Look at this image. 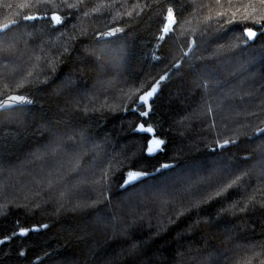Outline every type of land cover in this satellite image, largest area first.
<instances>
[{"label": "trees", "instance_id": "obj_1", "mask_svg": "<svg viewBox=\"0 0 264 264\" xmlns=\"http://www.w3.org/2000/svg\"><path fill=\"white\" fill-rule=\"evenodd\" d=\"M7 24L0 264H264L260 0H0Z\"/></svg>", "mask_w": 264, "mask_h": 264}, {"label": "snow or ice", "instance_id": "obj_2", "mask_svg": "<svg viewBox=\"0 0 264 264\" xmlns=\"http://www.w3.org/2000/svg\"><path fill=\"white\" fill-rule=\"evenodd\" d=\"M44 2H46V0H36V5L39 6L41 3H44ZM260 2L262 4H264V0H260ZM87 14L88 13H85V15H87ZM220 15H223V14H220ZM211 18L212 17H209V19H211ZM245 18H247V17H245ZM23 19L24 20H32V21H35V20L41 19V17L38 16V15H26V16L23 17ZM49 19H50V22L51 21H54L56 24H61L62 23V19H61V17L59 15L51 16ZM166 21L167 22L163 25V28H162V32L164 34H168L172 30V25L174 23H176V21L174 19L173 10L171 8L167 10ZM3 27L4 28H7V27H9V25H4ZM117 31H122V29H112V31H110V32H104V33H101L100 35L101 36H111V35H114ZM246 35H247V37L249 39H251V38H253V37L256 36V33L249 28V29L246 30ZM160 39L163 40L164 39V36L162 35L160 37ZM0 51H3V49L0 48ZM31 75H32V72L29 71L27 73V76H31ZM25 79H27V77H25ZM162 79H164V77H161V80ZM17 87H23V84H19V85H17ZM155 91H156V89L153 88L152 91L147 92V94L145 96H142L141 99L146 101L148 99V97L152 96ZM13 102H16V103H25V102H27V100H26V97L23 96V95H12V96H9L6 100H0V109H3L5 107L9 106ZM147 131L150 132L151 129H147ZM160 143H161L160 141H153V145L155 146V148H158L159 145H160ZM155 148H149V152L154 151ZM141 175H145V173H130L128 175L127 179L124 181V183L125 184H130L133 181H135L136 179H138ZM233 183H235V181H233ZM231 186H232L231 184L228 185V187H231ZM226 190H227L226 188H223L220 191H218L216 193V195H222L223 192L226 191ZM252 199H254V197ZM77 207H80V206L77 205ZM243 210L244 209H241V211H243ZM181 215H182V213H181Z\"/></svg>", "mask_w": 264, "mask_h": 264}, {"label": "rangeland", "instance_id": "obj_3", "mask_svg": "<svg viewBox=\"0 0 264 264\" xmlns=\"http://www.w3.org/2000/svg\"><path fill=\"white\" fill-rule=\"evenodd\" d=\"M154 88H155L156 91H157L158 88H159V86L156 85ZM156 91H155V92H156ZM155 92L153 93L152 96L148 97V99H147L146 101H145V100H142V99H141V101L147 104V103L150 101V99L154 96ZM146 94H147V93H146ZM146 94H145V95H146ZM145 95H144V96H145ZM13 103H14V102H13ZM140 129L143 130V131H147V129H151V128H148V127H147V128H145V127H141ZM147 132H149V131H147ZM149 133H152V129H151V131H150ZM153 141H160V140H159V139H156L155 137L152 138V139H151V142H150V148H155V146L153 145ZM160 142H161V141H160ZM161 145H162V142L160 143L159 147H160ZM159 147H158V148H155L154 151L149 152V153H150V154H153V153L157 152L159 149H161V147H160V148H159Z\"/></svg>", "mask_w": 264, "mask_h": 264}, {"label": "water", "instance_id": "obj_4", "mask_svg": "<svg viewBox=\"0 0 264 264\" xmlns=\"http://www.w3.org/2000/svg\"><path fill=\"white\" fill-rule=\"evenodd\" d=\"M7 25H9V27H11V24H7ZM9 27L4 28V27L2 26V27L0 28V31H6ZM257 133L259 134V133H261V131H258Z\"/></svg>", "mask_w": 264, "mask_h": 264}]
</instances>
